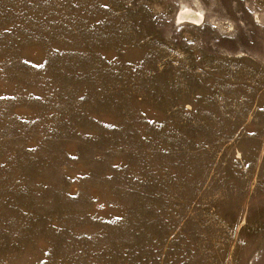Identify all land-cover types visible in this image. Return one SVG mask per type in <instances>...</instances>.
I'll use <instances>...</instances> for the list:
<instances>
[{
	"label": "rangeland",
	"instance_id": "rangeland-1",
	"mask_svg": "<svg viewBox=\"0 0 264 264\" xmlns=\"http://www.w3.org/2000/svg\"><path fill=\"white\" fill-rule=\"evenodd\" d=\"M0 264H264V0H0Z\"/></svg>",
	"mask_w": 264,
	"mask_h": 264
}]
</instances>
